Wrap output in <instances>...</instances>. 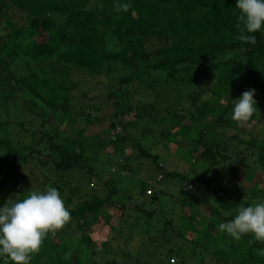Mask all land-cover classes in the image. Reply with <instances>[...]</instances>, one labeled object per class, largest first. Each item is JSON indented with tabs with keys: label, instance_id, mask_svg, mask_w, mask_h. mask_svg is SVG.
Returning <instances> with one entry per match:
<instances>
[{
	"label": "trees",
	"instance_id": "trees-1",
	"mask_svg": "<svg viewBox=\"0 0 264 264\" xmlns=\"http://www.w3.org/2000/svg\"><path fill=\"white\" fill-rule=\"evenodd\" d=\"M120 2L130 3L132 7L127 12L116 11L114 5L117 0H0V103L3 104V109L7 110L11 105L22 109L23 106L17 101L10 100L14 96L28 102L25 107L40 118V128L37 131L32 130L35 122L22 116L21 121H16L20 128L19 134L28 131L27 124L32 143L42 144L43 140V148L50 149L46 153L56 171L55 175L72 168L80 170L87 168L80 148L84 140L79 141V150H66L64 141L51 144L52 136L57 137L61 132L59 127L52 126L55 132L43 129L45 124L50 125V118H55L59 126L62 121L67 122L64 125L65 129L71 123L69 77L79 71H86L91 77L117 72L119 74L117 82L120 86L138 80L142 73H152L167 81L177 79L181 74V80L198 88L206 82H212V85L207 87L210 99L196 105L197 95L192 94L190 105L194 108V112L189 115L192 124L189 126L177 124L186 118L185 112L173 113L172 118L176 123H173L171 130L167 132L173 135V138L171 139L166 133V140H171L173 143L178 141L177 137L180 133H194L193 138L188 140L191 144L188 152L193 154L195 159L203 158L205 169L218 162L216 160L218 154H221L222 158L231 155L229 152L237 143L249 146L252 149L250 154L256 155L257 160L264 164V125L262 132L257 134L252 132L247 139L236 135L225 138L215 130L220 124L233 126L237 124L227 116L232 107L230 100L236 96L240 98L243 92L249 89L256 90L254 99L257 102V111H260L259 113L256 111L249 121L256 119L264 124V30L253 33L257 38L255 45L235 39L239 34L235 26L237 16L233 15L237 0H120ZM15 11L20 14L17 18ZM12 63H18L22 71L14 72L11 68ZM225 99H228L227 103L222 104ZM143 103H137L134 107L118 104L115 106L114 116L120 118L135 112V116L140 117L148 110L144 108ZM79 106L81 110H85L90 104ZM20 108L17 109L18 115ZM85 116L90 115L85 114ZM117 123L110 124L113 129L112 136L115 140L118 138L120 141H125L119 133L121 128L123 130L126 128L125 124L121 118L119 125ZM14 131L7 126V121L0 119V149H4L12 157L11 161L7 156L4 162L0 159V192L9 173L14 172L17 178H20L22 168L30 165L36 169L38 167L35 162L42 163L40 165L45 164L42 157L46 153L43 155L42 150L35 148L33 144L32 146L21 144L17 147L10 137L15 134ZM37 132L40 133L38 138H36ZM72 143L74 142L70 141L69 146H72ZM185 147L184 144L182 148ZM54 152L56 154H53ZM236 154L237 157L232 162L231 170L225 179L224 191L227 190L230 182L238 177L241 166H245L246 156L241 152ZM141 155L153 161L162 175L160 181L167 177L178 176L172 170L164 171L157 155L143 151ZM4 167H8L5 173ZM41 172L38 171L39 175L34 176L35 171H31L28 188L23 184L28 178L16 181L15 185L19 190L17 199H23L31 191L38 190L36 180L41 178ZM42 177L44 181L51 182L46 175ZM185 179L180 176L181 182ZM94 181L93 185L96 179ZM107 182L110 181L106 180L104 183ZM105 186L107 191L104 197L93 195L90 200L79 201L69 208L71 219L76 222L77 231L80 233L78 238L74 236L75 233H72V239L67 238L64 233L69 236L72 231L67 232L64 229L59 230L55 237L49 235L39 253L32 256L30 264H96L97 257L102 255V252L104 258L100 260L101 264H122V257H119V260H111L107 257L108 254L109 257L115 256L114 247L111 245L107 247L112 239L107 232V224L101 222L97 214L100 209L104 207L109 209V206L114 204L111 198L116 191L111 185ZM201 187L207 189V185ZM235 187L240 190L239 186ZM183 192L186 193L181 200L183 203L206 208L207 203L203 194L197 191L189 194L186 189ZM260 193L261 197H264V189ZM145 197L155 201L157 192L154 191L151 196ZM116 208V213L119 210L120 217H123L126 208L123 205ZM133 208L135 211L141 210L138 205ZM142 211L147 214L144 228L165 230V233L166 228L172 230V225L166 223L161 228L147 226L145 221L148 217H152L153 211ZM211 211L214 213L213 210ZM88 213L90 215H87ZM90 216L95 220L93 224L97 227L93 232H87L91 225L88 224L91 220L87 221ZM132 217L134 219L137 217L135 212ZM210 225L208 224V227ZM181 226L180 223L176 229L178 232L173 235L179 239H182L184 232L181 230L184 225ZM85 228L88 230L84 231ZM206 236L203 241L199 239L194 242L190 248L193 255H195L194 249L199 248V252L202 249H209L207 244H210V240L213 241V235L207 231ZM251 239V235L241 237L237 243L238 248L243 245L241 255L237 256L239 261L233 264H264V257L254 252L263 250L264 243L249 244ZM158 240L156 234H151L150 245H153V251L149 260L141 259L138 262V259H134L135 263L130 262V264L186 262L190 253L184 251V245L176 246L177 254L172 251L173 248H167V245ZM222 240L224 241V239L213 241L218 248L213 251V255L227 263L237 255V252L234 254L228 252L230 249ZM95 241L98 242V246L95 245ZM170 241L171 237H167L166 244ZM232 248L235 251L238 249L235 246ZM71 251L75 254L67 258L66 253ZM0 264H11V262L6 258H0Z\"/></svg>",
	"mask_w": 264,
	"mask_h": 264
},
{
	"label": "rangeland",
	"instance_id": "rangeland-1",
	"mask_svg": "<svg viewBox=\"0 0 264 264\" xmlns=\"http://www.w3.org/2000/svg\"><path fill=\"white\" fill-rule=\"evenodd\" d=\"M14 14L16 18L20 15L17 11ZM151 64L153 63L151 62ZM11 68L14 72L16 70H18L17 72L19 70L22 71L18 63H12ZM180 75L177 79H169L167 81L165 78L158 75L154 76L152 73H142L138 80L135 79L131 83L120 86L117 82L119 76L117 72L108 73V75L102 74L98 77H91L86 71L73 73L69 77V95L72 105L69 113L71 123L65 129L64 125L67 122L62 121L59 126L58 121L55 118H50L51 115L49 113L50 122H48L50 125L45 124L43 129L55 132L52 126L59 127L58 129L61 132L57 137L52 134L54 137L52 136L53 139L51 138V144L64 141L66 150H79V141L84 140L80 148L83 151L84 157L82 159L86 162L87 165L85 167L87 168L83 170L72 168L58 175H55L56 171L53 169L51 159L46 153L50 149L45 150L43 148V140L42 144L36 145L35 142L32 143L27 124L28 131L24 134L23 132L19 134L20 128L17 122L22 120V116L35 122V127L32 130L37 131L40 128V118L36 116V113L28 110V107H25L28 102L21 97L14 96L10 100L17 101L23 107L21 109L18 106L14 107L11 105L7 110H4L3 104L0 103V119L7 121V126L16 131L10 137L13 138L17 147H20L21 144L27 146L29 144L32 146L33 144L35 148L42 150L43 155L46 153L42 157L45 160V164L40 165L42 163L35 162L34 164L38 167L36 169L30 165L22 168L20 170V178H17L14 172L6 175L5 184L3 183L4 185L0 192V207L9 198L14 199L18 195L19 190L15 185L16 181L28 178L23 184L27 188L29 187L31 171H35L34 176L39 175L38 171H42L41 178L36 180V189L44 191L49 185L57 188L68 208L73 207L79 201L90 200L93 195L104 197L107 191L105 185H111L116 191L111 198L114 204L109 206L111 209L104 207L97 212L99 220L107 224V232H109V237L112 239L107 245V247L110 245L114 247L115 256L109 257L110 254L107 256L111 260H119V257H122V264L135 263L134 259H138V262L141 259L149 260L153 251V245H150V236L151 234H156L160 243L167 245V248H173L172 251L177 252V254L176 246L184 245V251L189 252L190 255L183 264H194V262L196 264H233V262L239 261L237 256L241 255L240 251L243 245L238 248L237 243H239V240L220 232L218 225L221 222L234 219L241 204L249 206L253 201L264 200L260 193L264 189V164L257 160L256 155L250 154L252 149L249 146L243 143L238 144L234 141L237 144L236 146L234 145L233 149L231 148L229 152L231 155H225L222 158L221 154H218L216 157L218 162L205 169L202 163L203 158L195 159L193 154L188 152L191 147L188 140L193 138L194 133H180L177 137L178 141L173 142L176 145L171 143V140H166L165 134L171 130L173 123H176V120L172 118L173 113L185 112L186 118L177 124H181V126L192 124L189 115L194 112V108L190 105L193 93L197 95L196 105L211 98L207 87L209 88L212 82H206L205 85L198 88L187 81L181 80ZM235 99H238V96L232 97L230 100L232 107L227 113L228 118L232 116ZM227 101L228 99H225L222 104H226ZM141 102H144L143 106L148 110L143 114L140 113L142 114L140 117L135 116V112H130L129 116H120L126 128L124 130L121 128L119 133L122 134L125 141H120L118 138L115 140L112 136L113 129L110 127L112 122H118L117 124L119 125L120 118L114 116L115 106L119 104L121 106L134 107L135 104ZM80 104H90V106L86 108L87 110H81ZM95 106L98 108H95ZM18 108L21 109L19 115L17 114ZM257 112L259 113L260 111ZM85 114L90 116L86 117ZM263 125V123L253 119L243 125L220 124L215 130L225 138L236 135L247 139L252 132H256V134L262 132ZM174 129L176 130V128ZM161 134L164 136H161ZM39 135L40 133L37 132L36 138ZM168 135L171 139L173 138V135ZM65 138L67 139L64 140ZM70 141L74 142L72 146L68 144ZM184 144L186 147L182 148ZM195 144L193 143V145ZM142 151L157 155L164 171L172 170L178 175L175 178L167 177L158 182L154 187V191L157 192L155 201H150V198H146L143 195V190L148 187L146 181L156 178L159 170L149 157L141 155ZM238 152L246 156L245 166H241L238 177L230 182L229 187L224 191L225 179ZM53 154L56 153L54 152ZM5 156L11 161L12 157L7 154V151L0 149V159H3V162ZM3 169L5 173L8 167ZM42 174L46 175L47 179H51V182L44 181ZM180 176L186 179L181 182ZM89 178L96 179L95 185H90ZM106 180L110 182L105 184ZM181 183L183 184L182 186ZM205 185H207L206 190L201 187ZM236 185L240 187V190L235 187ZM185 189L189 194L195 191L203 194L207 203L206 208L196 204L183 203L181 200L186 194L183 192ZM241 192L243 193L241 194ZM119 205H123L126 208L123 217H120L119 210L116 213V206ZM135 205L140 206L141 210L135 211L133 208ZM142 210L146 212L153 211L152 217H148L145 221L147 226L152 225L161 228L166 223L169 226L172 225V230L166 228L165 233V230L144 228L143 224L147 214ZM211 210L214 213H211ZM133 212L137 216L135 219L132 217ZM87 215L90 214L88 213ZM91 218L93 217L90 216L87 219V221L91 220L88 223L91 224L88 227L89 230L85 228L83 229L84 231L93 232V229L96 230L97 227L93 224L95 220ZM180 223L182 226L184 225L183 227L181 226V230L184 231L181 236L182 239L173 236L174 233L178 232L176 229H178L177 226ZM208 224H211L210 227H208ZM63 229L67 232L72 231L69 236L64 233V236L69 239H72V233H75L74 236L77 238L80 234L77 231L76 222L72 219ZM207 231L213 235V241L224 239V241L222 240L223 243H226L229 247L228 249H230L228 252L232 254L237 252V255H234L231 261L227 263L223 262L220 257L216 258L213 255V251L218 248L215 244L216 242L214 243L211 240L210 244L206 243L209 249H202L201 252H199V248L194 249L195 255H193L190 248H192L195 241L206 239ZM167 237H171V241L168 244H166ZM95 245L98 246L97 241H95ZM232 246L238 249L235 251ZM118 247H121V249ZM262 251H264V248L261 251L257 250L254 252L264 257V255H261ZM225 252H227L226 249ZM74 254L71 251L66 253V256L68 258ZM96 254L100 253L96 252ZM101 254L97 257L98 262L96 264H101L100 260L104 258V253L102 252Z\"/></svg>",
	"mask_w": 264,
	"mask_h": 264
},
{
	"label": "clouds",
	"instance_id": "clouds-1",
	"mask_svg": "<svg viewBox=\"0 0 264 264\" xmlns=\"http://www.w3.org/2000/svg\"><path fill=\"white\" fill-rule=\"evenodd\" d=\"M131 7L120 0L114 5L116 11L124 12ZM235 9L239 31L235 39L255 45L257 38L253 33L264 30V0H237ZM255 92L246 90L235 99L231 119L237 124L248 122L257 111ZM70 220L71 212L60 191L51 185L44 191H31L23 199L9 198L0 207V258L11 264H30L45 239L49 235L55 237ZM218 229L236 240L251 235L249 244L264 243V200L253 201L249 206L241 204L234 219L219 223Z\"/></svg>",
	"mask_w": 264,
	"mask_h": 264
},
{
	"label": "built area",
	"instance_id": "built-area-1",
	"mask_svg": "<svg viewBox=\"0 0 264 264\" xmlns=\"http://www.w3.org/2000/svg\"><path fill=\"white\" fill-rule=\"evenodd\" d=\"M161 178H162V175L159 173L156 178L148 179L146 181L148 187L144 189L143 195L144 196H151L154 193V190H155L154 187L158 184V182L161 180ZM94 182H95L94 179L91 178L90 179V185H93Z\"/></svg>",
	"mask_w": 264,
	"mask_h": 264
}]
</instances>
